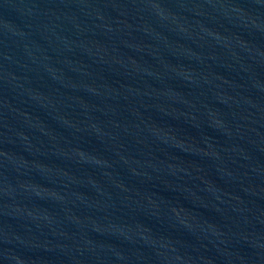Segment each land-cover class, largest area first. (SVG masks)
I'll return each mask as SVG.
<instances>
[{
	"label": "water",
	"instance_id": "obj_1",
	"mask_svg": "<svg viewBox=\"0 0 264 264\" xmlns=\"http://www.w3.org/2000/svg\"><path fill=\"white\" fill-rule=\"evenodd\" d=\"M0 264H264V0H0Z\"/></svg>",
	"mask_w": 264,
	"mask_h": 264
}]
</instances>
